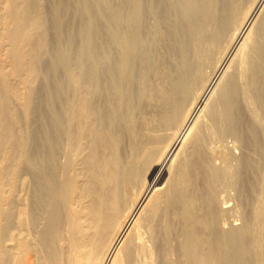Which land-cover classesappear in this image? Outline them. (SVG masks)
<instances>
[{
	"label": "bare ground",
	"instance_id": "6f19581e",
	"mask_svg": "<svg viewBox=\"0 0 264 264\" xmlns=\"http://www.w3.org/2000/svg\"><path fill=\"white\" fill-rule=\"evenodd\" d=\"M119 1L0 0V264H264V0Z\"/></svg>",
	"mask_w": 264,
	"mask_h": 264
},
{
	"label": "rangeland",
	"instance_id": "374dc122",
	"mask_svg": "<svg viewBox=\"0 0 264 264\" xmlns=\"http://www.w3.org/2000/svg\"><path fill=\"white\" fill-rule=\"evenodd\" d=\"M70 1L73 3V2H75L76 3V1H78V0H39V10H40V13H41V19H42V21H43V23L45 24V26H46V29H47V45H48V48H47V50L44 52V54L42 55V57H41V60H43L42 62L43 63H45V62H47L48 60H50V59H52L54 56H53V54H55L54 52L57 50V48H59V47H62V45H64L65 46V44H66V34H65V30L67 29V27L66 26H68V28H69V26L72 24V26H70L71 27V29L72 30H74V32L76 33V34H78V32L81 30V28H82V17L79 15H76L74 18H72L73 20H71L70 18L71 17H69L70 16V14L68 13V9H69V7H71V5L70 4H72V3H70ZM89 1V0H88ZM91 1V0H90ZM67 2H69V5H68V3ZM119 2H121V1H119V0H107V4H108V6H110V7H115L116 5H118L119 4ZM64 4H66V6L64 5ZM122 5V7L124 8V5L123 4H121ZM67 6H68V9H66L67 8ZM65 7V8H64ZM53 8H57V16H58V20H57V23H58V25H56V22H54L53 23V21L55 20V18H54V14L52 15V12H53ZM122 8V9H123ZM68 10V11H67ZM124 11V10H123ZM69 16H68V15ZM53 18H54V20H53ZM67 18H69V19H67ZM69 20V21H68ZM66 21H67V23H66ZM73 21V23H71ZM71 24H70V23ZM104 22V21H103ZM103 22H100L99 21V24L100 25H104V23ZM69 23V24H68ZM55 24V25H54ZM80 24V25H79ZM54 26V27H53ZM78 30V31H77ZM58 36V37H57ZM76 40V41H75ZM74 40V44L73 45H71L72 47H70V49L72 48V49H75V47H76V44H77V38ZM61 41H62V45H61ZM59 42V43H58ZM56 44L58 45V47L56 48L55 46H56ZM72 49L70 50L71 52L70 53H68L69 55L67 56L68 58V62L71 64H69L71 67L73 66L74 67V60H75V52H74V50L72 51ZM55 50V51H54ZM51 56H53L52 58H50ZM54 59V58H53ZM60 70L62 69V68H60V66L58 67ZM57 68V73L55 74V75H57V76H55L56 77V80H63L64 79V75H63V72H61V71H58L59 69ZM42 77L43 76H39V77H37L36 79H34L35 81L33 82V86H34V88H35V90H36V92L38 93V94H36V101H37V99H38V97H37V95L38 96H40V94H41V91H42V86H43V83H44V77H43V79H42ZM62 77V78H61ZM59 80V81H60ZM40 93V94H39ZM36 101H35V103H36ZM31 113H30V115L31 114H33L31 117H29V118H31V120H32V124H31V126H30V130L31 129H33L32 127H35V126H32V125H35V118H36V111H35V108H33L31 111H30ZM29 115V116H30ZM34 116H35V118H34ZM34 121V122H33ZM34 123V124H33ZM32 131V130H31ZM234 192V190H228V191H226L225 193L224 192H221V195L220 196H223L224 198H226V199H228L229 197H235V196H232V195H235V192ZM222 193H224V194H222ZM226 194V195H225ZM231 195V196H230ZM229 196V197H228ZM233 200L235 201V198H233ZM233 200H230L229 202H227L226 204H225V206H227V207H231L232 206V202H233ZM232 201V202H231ZM231 203V204H230ZM231 216V215H230ZM237 217V219H238V216L237 215H232V217L231 218H229V215H228V217H227V220L229 221V223L230 224H236V225H238V224H240V219H238L239 221H237V219H236V217ZM234 217V218H233ZM231 219H233V220H231ZM234 221V222H233ZM238 222V223H237ZM226 225V224H225ZM227 226V225H226ZM263 229H264V226H263ZM263 235H264V231H263Z\"/></svg>",
	"mask_w": 264,
	"mask_h": 264
}]
</instances>
